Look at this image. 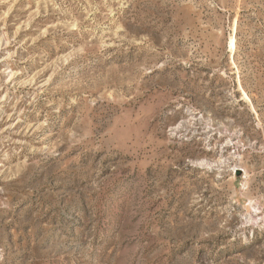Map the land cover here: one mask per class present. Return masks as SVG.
Listing matches in <instances>:
<instances>
[{"label": "rangeland", "instance_id": "rangeland-1", "mask_svg": "<svg viewBox=\"0 0 264 264\" xmlns=\"http://www.w3.org/2000/svg\"><path fill=\"white\" fill-rule=\"evenodd\" d=\"M0 264H264V0H0Z\"/></svg>", "mask_w": 264, "mask_h": 264}]
</instances>
